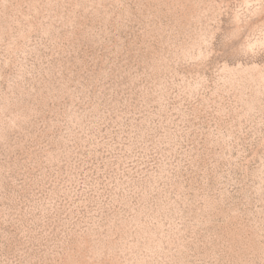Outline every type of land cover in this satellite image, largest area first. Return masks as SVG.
I'll use <instances>...</instances> for the list:
<instances>
[{
  "label": "rangeland",
  "instance_id": "rangeland-1",
  "mask_svg": "<svg viewBox=\"0 0 264 264\" xmlns=\"http://www.w3.org/2000/svg\"><path fill=\"white\" fill-rule=\"evenodd\" d=\"M0 264H264V0H0Z\"/></svg>",
  "mask_w": 264,
  "mask_h": 264
}]
</instances>
